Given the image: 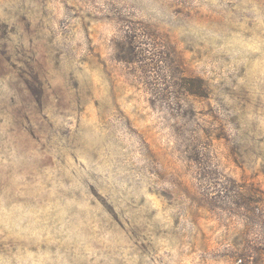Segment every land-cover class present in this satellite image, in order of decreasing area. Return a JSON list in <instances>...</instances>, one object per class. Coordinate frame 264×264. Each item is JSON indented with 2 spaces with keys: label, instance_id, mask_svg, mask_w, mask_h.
<instances>
[{
  "label": "rangeland",
  "instance_id": "obj_1",
  "mask_svg": "<svg viewBox=\"0 0 264 264\" xmlns=\"http://www.w3.org/2000/svg\"><path fill=\"white\" fill-rule=\"evenodd\" d=\"M0 264H264V0H0Z\"/></svg>",
  "mask_w": 264,
  "mask_h": 264
}]
</instances>
